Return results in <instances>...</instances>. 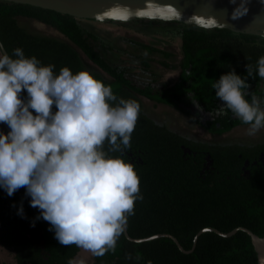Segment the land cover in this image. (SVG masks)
Instances as JSON below:
<instances>
[{
    "label": "trees",
    "instance_id": "obj_1",
    "mask_svg": "<svg viewBox=\"0 0 264 264\" xmlns=\"http://www.w3.org/2000/svg\"><path fill=\"white\" fill-rule=\"evenodd\" d=\"M18 17L32 18L53 27L70 42L29 32L18 24ZM150 21L178 26L174 28L181 39V72L173 89L177 95L158 96L147 91L144 94L147 98L187 106L190 93L192 100L212 113L217 111L220 101L211 87L214 81L231 69L237 75L246 76L245 65L252 64L254 72L247 80L250 87L246 99L250 101L252 95L264 99V80L255 73L256 61L264 55V38L226 28ZM0 40L9 54L19 47L26 56H36L43 65H55L57 73L61 67H68L73 73L87 70L110 85L117 96L139 102L141 112L131 135L130 148L124 155L126 162L135 165L142 196L135 201V214L128 219L130 237L169 233L184 249L190 250L195 235L204 227L229 232L242 226L264 235V164L260 160L264 143L247 146L197 142L155 123L131 92L145 90L138 89L123 70L103 58L93 44L99 37L73 16L0 0ZM140 46L147 47L144 43ZM78 49L109 75L110 80L88 70ZM239 125L243 124L230 111L205 122L210 132L219 134ZM1 131L7 133L4 128ZM29 200L23 188L11 197L0 188V246L13 252L16 264H67L79 249L75 245H61L48 230L49 224L37 219L39 211L30 206ZM21 203L23 217L18 214ZM32 237H38L40 243ZM126 254L132 259H125ZM149 261L151 264H257V256L250 236L243 230L230 236L204 231L189 253L182 252L170 237L134 242L123 233L114 253L108 252L103 257L92 255L87 264H148Z\"/></svg>",
    "mask_w": 264,
    "mask_h": 264
},
{
    "label": "clouds",
    "instance_id": "obj_2",
    "mask_svg": "<svg viewBox=\"0 0 264 264\" xmlns=\"http://www.w3.org/2000/svg\"><path fill=\"white\" fill-rule=\"evenodd\" d=\"M54 69L0 44V124L9 129L0 131V188L9 197L23 188L61 245L103 257L116 251L142 199L135 165L124 159L141 106L87 70ZM245 69L246 76L231 69L211 87L222 102L218 115L230 111L254 136L264 129V99H246L254 66ZM255 73L264 80V55ZM18 214L23 217L22 203Z\"/></svg>",
    "mask_w": 264,
    "mask_h": 264
},
{
    "label": "rangeland",
    "instance_id": "obj_3",
    "mask_svg": "<svg viewBox=\"0 0 264 264\" xmlns=\"http://www.w3.org/2000/svg\"><path fill=\"white\" fill-rule=\"evenodd\" d=\"M18 24L27 31L54 36L60 40L68 39L53 27L38 20L28 17H18ZM81 24L92 30L99 40L94 47L102 54L103 58L113 67L123 70L125 76L138 87L147 85L148 80L154 81V86L166 83L168 85L177 80L181 72V39L177 25L165 22H151L150 20L137 19L128 22L109 21H82ZM175 30V32L171 31ZM70 42V41H68ZM140 43L163 48L170 53L164 57L160 53H146ZM79 56L88 70L100 73L105 79L110 76L97 67L79 49ZM149 61L145 64L144 60ZM166 61L168 66L159 63ZM189 105L179 104L175 109L158 102L141 97L143 112L158 123L165 125L171 131L192 140L210 144H240L252 145L264 143V129L254 136L247 135L246 125H239L230 131L219 134L206 129L205 122L212 119L220 111L222 104L215 112L205 111L198 103L188 95ZM188 112L189 116L185 113ZM3 129L0 124V131ZM36 243H40L38 237H32ZM75 259L87 264L92 260V254L83 249L75 256ZM0 264H16L14 254L10 250L0 246Z\"/></svg>",
    "mask_w": 264,
    "mask_h": 264
},
{
    "label": "water",
    "instance_id": "obj_4",
    "mask_svg": "<svg viewBox=\"0 0 264 264\" xmlns=\"http://www.w3.org/2000/svg\"><path fill=\"white\" fill-rule=\"evenodd\" d=\"M28 4L58 13L67 14L82 21L128 22L137 19L177 21L204 28H226L235 33H247L264 38V0H2ZM0 44H2L0 40ZM3 45V44H2ZM3 50H5L3 46ZM6 51V50H5ZM81 51V50H80ZM84 54V53H83ZM85 55V54H84ZM91 61V60H90ZM92 62V61H91ZM93 63V62H92ZM2 127L9 131L8 127ZM190 152V150H185ZM209 157V155H207ZM245 163H248L246 161ZM214 231L222 236H230L237 230L245 231L256 252L257 264H264V235L259 236L246 227H236L229 232H221L213 227H204L199 234ZM126 238L142 242L158 237H170L184 253L186 250L178 239L169 233H156L141 238Z\"/></svg>",
    "mask_w": 264,
    "mask_h": 264
},
{
    "label": "flooded vegetation",
    "instance_id": "obj_5",
    "mask_svg": "<svg viewBox=\"0 0 264 264\" xmlns=\"http://www.w3.org/2000/svg\"><path fill=\"white\" fill-rule=\"evenodd\" d=\"M147 45V47H146V49H144V48H142L143 50H145V52L146 53H153V52H156V53H160V54H162L164 57H169L170 56V53L168 52V51H166L165 49H163V48H159V47H155V46H151V45H149V44H146ZM145 62V64L149 61L148 59H146L145 58V60H144ZM180 63H181V61H180ZM161 66H164V67H167L168 66V64H167V62L166 61H162V62H160L159 63ZM179 76H180V74H179ZM178 81H179V77L177 76V80L174 82V83H172V84H170V85H168V84H166V83H163V84H161V85H159L158 87H156V86H154V81L152 80V81H150V80H148V82H147V85L146 86H144V87H138V86H136L138 89H142V91H144V92H134V91H131L132 93H133V95H135L136 97H138L139 99L141 98V97H143V98H146V99H148V100H151V99H149V98H147V96L146 95H144L145 94V92H149V94H152V95H158V96H161V95H166V96H174V95H177V93H175V91L173 90L174 88H176L177 87V84H178ZM190 93H188V95H189ZM140 101H141V99H140ZM152 101H154V100H152ZM156 102V101H155ZM142 103V102H141ZM158 103H160V104H163V105H166V106H171V107H173V108H175V109H181L183 112H184V110L182 109V108H179V105L178 106H173V105H169V104H165V103H161V102H158ZM188 116H189V114L187 113V112H185ZM149 117V116H148ZM149 118H151V117H149ZM152 119V118H151ZM153 120V119H152ZM155 123H157V124H159V125H163V124H161V123H158V122H156L155 120H153ZM163 126H165V125H163ZM166 127V126H165ZM167 128V127H166ZM207 129V128H206ZM170 130V129H169ZM208 130V129H207ZM230 131V130H229ZM228 132V131H227ZM225 133V132H224ZM222 134V133H221ZM184 137V136H183ZM185 138H187V137H185ZM187 139H189V138H187ZM189 140H192V139H189ZM193 141H196V140H193ZM197 142H200V141H197ZM203 143H205V142H203ZM208 144H210V143H208ZM256 144H263V143H256ZM255 145V144H254ZM248 146V145H247ZM260 160L262 161V163L264 164V153H261V157H260Z\"/></svg>",
    "mask_w": 264,
    "mask_h": 264
}]
</instances>
